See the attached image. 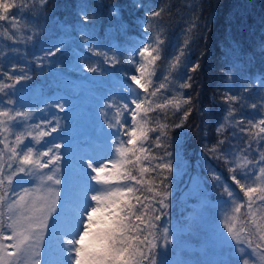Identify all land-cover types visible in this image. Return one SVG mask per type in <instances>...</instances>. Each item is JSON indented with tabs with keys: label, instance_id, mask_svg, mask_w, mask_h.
I'll return each mask as SVG.
<instances>
[{
	"label": "trees",
	"instance_id": "trees-1",
	"mask_svg": "<svg viewBox=\"0 0 264 264\" xmlns=\"http://www.w3.org/2000/svg\"><path fill=\"white\" fill-rule=\"evenodd\" d=\"M143 36L151 73L131 83ZM95 95L109 118L80 106ZM100 142L120 190L85 264H184L205 244L216 264H264V0H0V264H64L81 148Z\"/></svg>",
	"mask_w": 264,
	"mask_h": 264
},
{
	"label": "rangeland",
	"instance_id": "rangeland-1",
	"mask_svg": "<svg viewBox=\"0 0 264 264\" xmlns=\"http://www.w3.org/2000/svg\"><path fill=\"white\" fill-rule=\"evenodd\" d=\"M142 41L144 42V36L142 37ZM145 44L146 42L141 46L139 43L135 45L132 53H130V49L129 51L127 50V55L129 57L127 63L135 66V71L133 72L135 75H128L131 83H139L144 79L143 77H148L151 73L154 49H151V46L149 45L145 46ZM102 54L107 59H115V56L110 51L108 52L104 50L102 51ZM111 63L114 64L115 62L111 61ZM143 74L144 76H142ZM124 92L126 95H121V101L119 100V102L126 106L130 114L131 120L129 121V130L131 133L136 132L135 137H141L143 135L141 124L143 109L141 100L137 97L135 91H133V93L127 91ZM112 100H114L112 96L109 98L106 95H95L93 97L84 96L82 97V104L80 106H89L92 108V113L93 111H99L104 118H109L107 115L108 106L111 104L110 102ZM120 113H122V111L118 114ZM136 126L141 127L139 128V131ZM54 145L58 149L62 148L63 138H56ZM81 150L84 158V168L87 170L85 171L84 178L82 177L83 179L81 178V180H79V192L74 197V200L68 205V209L71 211L70 216L63 221L60 228L61 245L65 247L63 254L64 264H85L90 261V257L95 255V253L91 252V247L104 239L106 228L115 221L111 220V215L114 213L115 207V202L112 198L113 195L120 190L119 186H115L116 176L113 174V171L117 169L114 165L117 156L112 151V147L105 143H91L83 146ZM243 192H246L248 196L250 194L247 189ZM239 194L241 195V193ZM253 198L255 199L256 196H253ZM247 205H249V198ZM36 206L37 205H33V213L30 214L32 217L41 213V208ZM45 207L48 210L53 208L51 204H46ZM217 208V213L222 212L224 209L222 206H218ZM194 212L198 223L204 221L211 222L214 220L212 217H215V215L211 214L208 210H206L205 213L200 210L197 212L195 210ZM230 217L232 218V216L227 217L225 223L228 226H231L232 224L236 226L235 221L232 223ZM228 226H225V229L221 228V233L225 231V233L229 234L230 231ZM220 231L213 230L209 233L211 235L214 233L219 234ZM246 232L249 239H252L251 237H253V235L250 234V231L247 230ZM261 234H264V231ZM213 246L205 244L196 249L195 253L198 254L193 256V259L196 258L194 259L196 264H216L217 255L214 252ZM2 249L3 247H1V250ZM209 251L211 254H209ZM202 254H204L203 257ZM200 257L201 260H199ZM193 259L191 255H186V259L182 262L184 264H195Z\"/></svg>",
	"mask_w": 264,
	"mask_h": 264
},
{
	"label": "water",
	"instance_id": "water-1",
	"mask_svg": "<svg viewBox=\"0 0 264 264\" xmlns=\"http://www.w3.org/2000/svg\"><path fill=\"white\" fill-rule=\"evenodd\" d=\"M0 249H1V247H0Z\"/></svg>",
	"mask_w": 264,
	"mask_h": 264
}]
</instances>
